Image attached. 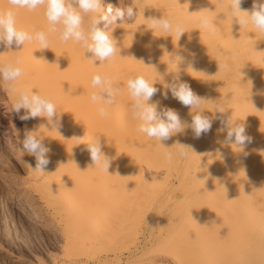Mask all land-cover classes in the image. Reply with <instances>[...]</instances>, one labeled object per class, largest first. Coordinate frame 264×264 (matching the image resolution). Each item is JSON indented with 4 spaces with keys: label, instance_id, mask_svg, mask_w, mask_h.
<instances>
[{
    "label": "bare ground",
    "instance_id": "1",
    "mask_svg": "<svg viewBox=\"0 0 264 264\" xmlns=\"http://www.w3.org/2000/svg\"><path fill=\"white\" fill-rule=\"evenodd\" d=\"M108 2L102 0V10ZM252 3L244 0L241 8L250 10ZM132 8V21L110 26L116 54L101 61L83 42H62L58 32H50L43 6L28 11L0 0V11L12 9L18 29L43 31L48 38V48L35 39L19 47L0 43V66L11 63L22 70L16 81L0 78L10 106L21 91L56 106L52 120L41 116L23 121L26 110L16 113L22 142L32 134L51 149L43 172L35 170V157L24 151L26 182L19 196L32 199L34 211L63 233L61 254L48 252V260L38 255L33 260L101 264L112 251L108 235L121 226L133 230L134 219H150L154 226L163 218L156 235L171 244L173 251L169 247L165 252L178 264H264V32L239 24L229 0H132ZM101 14H83L85 30ZM202 17L215 25V35L202 26ZM163 18L183 28L180 38L152 26ZM220 64L229 68L220 69ZM96 74L111 80L112 104L105 103L109 85L92 86ZM141 75L159 89L148 103L178 111L185 125V131L166 142L148 138L133 118L135 101L127 81ZM172 83H188L202 98L200 106H182L169 91ZM93 93L100 99L92 101ZM101 107L106 115L100 114ZM197 111L213 121L211 131L200 138L189 127ZM221 120L227 125L223 130ZM240 123L251 142L243 149L224 144L228 128ZM96 139L111 161L107 172L87 151ZM96 243L105 247V254ZM125 248L127 252H113L112 258L120 261L138 250ZM23 264L32 263L23 259Z\"/></svg>",
    "mask_w": 264,
    "mask_h": 264
},
{
    "label": "clouds",
    "instance_id": "2",
    "mask_svg": "<svg viewBox=\"0 0 264 264\" xmlns=\"http://www.w3.org/2000/svg\"><path fill=\"white\" fill-rule=\"evenodd\" d=\"M244 0H229V7L235 13L237 22L241 25L251 24L255 29L264 32V0H253L250 10L241 8ZM14 8H23L28 11H34L39 7L45 9V16L49 22V31L59 33L62 42L69 40L81 43L86 46L87 51L101 61L108 60L116 54V45L112 36L109 34L110 26L117 20H123L125 16L132 18L135 11L132 7L126 9L113 8L108 5L102 10V0H9ZM78 9V10H77ZM102 11V14L95 18L87 30L83 27V14L96 13ZM201 24L205 28L211 27L210 34L215 35V25L211 24L207 17L201 18ZM102 25V26H101ZM159 26L164 32H175L179 38L183 34V28L179 25L174 26L168 19L163 18L154 20L152 26ZM59 26V27H57ZM35 39L39 42L41 48H48V38L43 31H37L30 34L27 31L16 27L15 14L12 9L0 11V43L11 47L24 45L26 41ZM183 59V57H181ZM19 63V61H17ZM220 69H228L229 65L220 64ZM22 74L20 67L13 64L0 66V78L5 81H16ZM93 87L103 84L109 85L107 94L109 99L105 101L112 104L110 99L114 94L110 87L111 80L102 77L99 74L93 75L91 79ZM169 91L182 106L187 108H198L201 103V97L198 96L188 83H172L168 85ZM127 89L130 97L135 101L132 105L133 118L140 122L139 130L150 139L159 142L168 141L173 134L185 131V125L178 111L169 107H160L159 103H148L159 92L144 76H136L127 81ZM167 98V93L164 94ZM100 99L96 94L91 95V100ZM25 109V114L20 119L27 121L37 117L46 116L52 120L56 116V106L50 100L40 95H29L21 91L18 99L12 104V111L19 113ZM101 115H106L104 107L99 109ZM219 111H223L220 108ZM219 119V117L217 118ZM222 129L226 127V122L221 120ZM213 121L202 111H197L192 116L189 127L195 138H200L209 133L212 129ZM251 142V137L247 134L246 126L243 123L229 127L227 135L223 140L224 144L234 145L238 149H243ZM177 145L185 147L177 142ZM22 148L25 152L35 157V170L41 172L49 165L50 158L48 153L50 148L45 147L42 142L32 134H26L22 142ZM87 151L95 165H99L101 170L106 171L110 167V159L102 153L99 141L88 144ZM181 155H186L181 152ZM169 162L172 155L166 157ZM31 166V165H30Z\"/></svg>",
    "mask_w": 264,
    "mask_h": 264
},
{
    "label": "rangeland",
    "instance_id": "3",
    "mask_svg": "<svg viewBox=\"0 0 264 264\" xmlns=\"http://www.w3.org/2000/svg\"><path fill=\"white\" fill-rule=\"evenodd\" d=\"M107 1H109L107 6L112 5L113 8L126 9L128 7H132V0ZM133 17L128 18L125 16L123 20H117L116 23L132 21ZM22 138V122L18 119L16 113L12 111V107L9 104L8 98L0 87V264H23V259L24 261L27 260L32 264H36L34 257L37 255L48 260V258H46V256H48L47 254H49L48 252H54L58 254L62 253L61 244H63V233L60 234L62 231L59 230L58 227L56 228L55 224L53 225V222L51 219H49V217H43V215L39 213V209V212H37V210L36 212L34 211L37 209V206L33 205L32 199H27L28 197L25 198L24 196L22 197V195L19 196V192L22 191L23 184L26 182V175L24 171L25 152L22 148ZM117 191L116 193H119ZM21 197L23 199H21ZM151 198H153L154 202L152 199H150V201L156 203V197L152 196ZM11 199H13V202ZM29 204H31V206ZM18 205H21L22 207H19ZM116 207L118 206L116 205ZM116 207L113 206V208ZM136 207L138 206H135V208ZM138 210L139 209H135L134 214H136V211L138 212ZM45 218L47 220H45ZM145 220L141 221L143 223V225H141V222L136 223V220L134 219L135 222L133 221V223L137 224L138 226H132H134V229L137 227L136 230H134L132 226L131 227L133 230H130V226H128V229L132 234H134L133 231H137V234H134L135 237L133 236L134 238L131 237L132 234L129 231V233L125 231L128 229L123 228L124 226L119 228L121 231L117 230V233H111V235H108L109 239H107V242L108 244L111 243L108 246V249L110 248L111 250L112 248L111 252H105V247L107 248V242L103 244L105 247L101 244L102 248L99 247L100 244L98 245L97 243H102L103 240L97 242L96 244L98 245V248H101L97 249L98 252H105L106 254L110 255L108 257L110 259L107 258L106 261L104 260V263L101 264H178L174 258L169 255V253L166 254L165 252L169 247H171L169 249L173 251L172 246H170L171 244L164 240L163 241L166 242V244L162 240L159 241L158 239L161 238L156 235L158 234L157 231L160 226L165 223V219L161 218L157 223L158 226L157 224L152 226V221L150 219H148L149 221ZM58 231L61 232L59 233ZM148 232L149 234L150 232H153V234L148 235ZM130 234L131 236H129ZM148 236H151L152 238L150 237L147 239ZM110 238H112V241ZM137 238L139 240H137ZM104 241H106V239ZM132 242L135 243L132 244ZM162 242L164 244H162ZM135 246L138 248V250L135 251V254L134 252L130 254V256L126 254L120 261L115 258L118 260L117 262L113 259V252L125 253L127 252L125 247H128V250L132 249L134 251ZM116 249L120 251H117ZM111 259H113V261Z\"/></svg>",
    "mask_w": 264,
    "mask_h": 264
}]
</instances>
